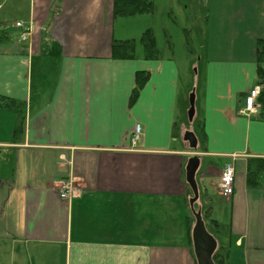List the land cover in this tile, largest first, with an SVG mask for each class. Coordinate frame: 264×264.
Segmentation results:
<instances>
[{
  "label": "crops",
  "instance_id": "0c3cea01",
  "mask_svg": "<svg viewBox=\"0 0 264 264\" xmlns=\"http://www.w3.org/2000/svg\"><path fill=\"white\" fill-rule=\"evenodd\" d=\"M196 1L201 87L198 69L183 84L172 57L113 58L112 40L130 39L118 29L138 19L117 21L112 0H0V23L10 21L0 26V241L12 264H197L185 179L193 155L194 208L204 223L217 221L210 233L228 264H264V117L257 99L256 115L238 114L258 85L264 0ZM142 70L147 80L132 97ZM192 84L194 116L182 122ZM228 161L234 191L223 198L215 184ZM68 177L82 192L65 200L57 185Z\"/></svg>",
  "mask_w": 264,
  "mask_h": 264
},
{
  "label": "rangeland",
  "instance_id": "374dc122",
  "mask_svg": "<svg viewBox=\"0 0 264 264\" xmlns=\"http://www.w3.org/2000/svg\"><path fill=\"white\" fill-rule=\"evenodd\" d=\"M154 5L153 12L126 16L127 18L123 16L117 18V21L133 19L134 17V19H138V22L134 23L133 29H118L122 32L120 36H129L126 38L134 40L135 54H142L143 47L139 39L143 31L150 28L161 55L165 58L172 57L176 59L179 66L182 67L183 84L187 82L194 83V73L198 69L197 85L201 87L203 63L197 60L198 54L196 53H198L201 48L200 45H203L205 39L204 23L202 24L204 8L196 0H154ZM9 24L10 21L1 22L0 26L4 28L10 26ZM142 27L143 29H141ZM9 30L13 32L12 29ZM182 122H187L186 114L183 116ZM209 192H211L213 201L218 199L214 189L211 188ZM219 202L222 203L220 200ZM217 214L218 212L214 211V216ZM8 251L9 244L0 241V264H12Z\"/></svg>",
  "mask_w": 264,
  "mask_h": 264
},
{
  "label": "trees",
  "instance_id": "16d2710c",
  "mask_svg": "<svg viewBox=\"0 0 264 264\" xmlns=\"http://www.w3.org/2000/svg\"><path fill=\"white\" fill-rule=\"evenodd\" d=\"M113 16H132L141 13H150L154 9V0H112ZM140 43L143 47V57L147 59L158 58L161 56L160 49L156 46L155 38L150 28L143 31L140 37ZM135 43L132 39H113L111 43V56L116 59H131L135 57ZM255 60H256V81L260 86V92L257 101L261 108V113L264 117V38H258L255 43ZM148 73L144 70L136 72L135 86L133 88L132 97H134L147 80ZM131 97V98H132ZM12 103V101H11ZM8 106L12 107L13 103ZM200 126V125H199ZM195 128L197 132L200 127ZM22 119L17 124L15 132L21 131ZM252 169L249 168L247 173V181L250 185L254 184V175ZM194 220L190 214V221L188 225V234L190 237L191 223ZM205 226L209 232L216 233L218 223L215 219H208L205 221ZM191 243V239L189 238ZM213 261L215 264H228V250L222 244H219L213 253Z\"/></svg>",
  "mask_w": 264,
  "mask_h": 264
},
{
  "label": "water",
  "instance_id": "95a60500",
  "mask_svg": "<svg viewBox=\"0 0 264 264\" xmlns=\"http://www.w3.org/2000/svg\"><path fill=\"white\" fill-rule=\"evenodd\" d=\"M188 104L187 118L189 121H192L194 116L193 90L189 95ZM183 137L188 141L189 147H196L197 139L193 131L186 130ZM198 164V157L193 155L188 158L185 165V179L192 191V196L189 198V206L194 216V223L191 228L192 248L197 264H215L212 256L217 248V241L215 237L207 230L200 209L194 208V203L198 196L197 185L195 181V171L198 167Z\"/></svg>",
  "mask_w": 264,
  "mask_h": 264
},
{
  "label": "built area",
  "instance_id": "2783aa9c",
  "mask_svg": "<svg viewBox=\"0 0 264 264\" xmlns=\"http://www.w3.org/2000/svg\"><path fill=\"white\" fill-rule=\"evenodd\" d=\"M15 26L23 27L22 21H16ZM29 29H25L21 32L18 41L26 38ZM259 94V86H253L248 90L245 95L244 105L238 110L239 115H256L258 113V106L256 104V98ZM140 124L136 123L133 129V135L131 142L134 144L139 138ZM233 181H234V167L231 161L225 163L221 173L216 181V188L219 194L224 198H229L233 194ZM58 195L61 199L70 200L73 197H77L81 194L82 189L73 177L64 178L59 181L57 185Z\"/></svg>",
  "mask_w": 264,
  "mask_h": 264
}]
</instances>
